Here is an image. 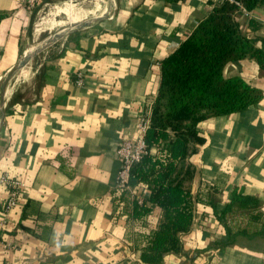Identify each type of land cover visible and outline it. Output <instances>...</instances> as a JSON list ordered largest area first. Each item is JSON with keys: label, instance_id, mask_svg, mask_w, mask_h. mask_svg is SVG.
<instances>
[{"label": "crops", "instance_id": "crops-1", "mask_svg": "<svg viewBox=\"0 0 264 264\" xmlns=\"http://www.w3.org/2000/svg\"><path fill=\"white\" fill-rule=\"evenodd\" d=\"M107 1L105 18L56 41L18 71H29L25 79L7 87L0 176L24 188L4 214L7 187L0 184V264H143L145 240L161 220L157 207L127 219L129 200L115 188L116 150L121 139L136 137L140 116L152 108L161 62L217 0ZM23 3L0 0V94L31 49L35 10ZM235 20L264 60V4L247 14L237 9ZM224 76L242 78L262 99L256 108L198 124L206 143L186 159L192 176L184 183L192 224L180 236V252L160 264H264V232L252 233L250 216L237 209L218 217L235 190L258 199L264 215V63H230ZM143 191L147 199V189L136 193Z\"/></svg>", "mask_w": 264, "mask_h": 264}, {"label": "trees", "instance_id": "trees-1", "mask_svg": "<svg viewBox=\"0 0 264 264\" xmlns=\"http://www.w3.org/2000/svg\"><path fill=\"white\" fill-rule=\"evenodd\" d=\"M252 11L264 0H236ZM237 7L228 2L217 5L194 32L161 62V82L152 106L150 126L144 141L147 154L131 171L130 186L149 190L146 203H132V219H142L154 207L161 220L140 254L143 264H160L167 253L180 252V236L190 230L193 218L191 197L184 183L191 178L186 159L204 146L206 139L198 124L256 108L262 93L240 77L226 78L230 63L255 59L263 66V52L253 46L235 20ZM250 26L254 27L250 21ZM258 199L237 192L219 212L223 219L233 210L249 212L252 233L264 232V215ZM241 233V232H240Z\"/></svg>", "mask_w": 264, "mask_h": 264}, {"label": "built area", "instance_id": "built-area-1", "mask_svg": "<svg viewBox=\"0 0 264 264\" xmlns=\"http://www.w3.org/2000/svg\"><path fill=\"white\" fill-rule=\"evenodd\" d=\"M46 0H24L23 7L26 10L32 11L37 9L39 6L44 5ZM222 2H228L230 4L235 5L238 9L243 11L247 14V11L244 9L242 4L236 0H217V5ZM264 30V28H263ZM19 80V78L15 79ZM16 83V82H15ZM83 83V75L82 73L77 74V78L75 84L77 86H81ZM152 108H148L142 116H140L139 125L136 132V137L133 139H121L118 144V148L116 150V155L120 163L119 171L116 178V190L120 195L124 198L129 200L128 202V209L127 212V219H132L131 212H132V203L136 202L137 205L141 206L146 203V194L143 193L137 194L136 191L130 186L131 180V171L136 164H139L141 160L147 156V154H152V149L148 150L147 145L144 141V136L147 129L150 126V118H151ZM154 149V148H153ZM157 153V151H156ZM155 153V154H156ZM0 184H4L7 187V197L5 202V210L4 214L11 211L14 207L17 206L18 197L20 195L21 190L24 188L22 182L14 180L7 175L0 176ZM149 191V190H147ZM240 211V210H239ZM249 215L248 211H243ZM261 212V209H256L254 213ZM149 237L145 240V246L143 249L148 245ZM2 241H0V244ZM6 247L10 246V243L4 242ZM142 249V250H143Z\"/></svg>", "mask_w": 264, "mask_h": 264}, {"label": "rangeland", "instance_id": "rangeland-1", "mask_svg": "<svg viewBox=\"0 0 264 264\" xmlns=\"http://www.w3.org/2000/svg\"><path fill=\"white\" fill-rule=\"evenodd\" d=\"M104 1L106 2L107 0H104ZM96 2H97L96 0H59L56 2H50L49 0H46L44 5L39 6L34 11V18L32 20L30 30H29V32H30V35H29L30 36V47L32 48V47L36 46L37 44L44 42L46 39H48L49 37H51L52 35H54L55 33L60 31L59 27H53V28L47 27L39 35H36L35 29L40 24L49 25L51 22H54V21L65 22V24H67L68 19H67L66 15H64V14L55 15L54 14L55 7L62 6L64 3H70V4L75 5L79 10H84L85 12H87V11L92 10L95 7ZM90 17L91 16L89 15L87 18L90 19ZM36 59L37 58L33 59L32 61L34 62V60H36ZM32 61H31V63H32ZM18 75H19V72L17 71L15 73V76L10 80V82L7 86L12 87V85H14L15 82L18 83L20 80L18 82H17V80L15 81V79L18 77ZM2 81L3 80L0 81V86L2 84Z\"/></svg>", "mask_w": 264, "mask_h": 264}, {"label": "bare ground", "instance_id": "bare-ground-1", "mask_svg": "<svg viewBox=\"0 0 264 264\" xmlns=\"http://www.w3.org/2000/svg\"><path fill=\"white\" fill-rule=\"evenodd\" d=\"M96 5L95 7L90 10L85 12L84 10H79L75 5L70 4V3H64L62 6H58L55 7V11L54 14H64L67 16V24H65V22H51L49 25H45V24H40L39 26L36 27L35 29V34L39 35L41 32L44 31V29H46L47 27L49 28H53V27H59L60 30H71L74 29L75 27H77L79 24L83 23L85 20L89 19L87 18L89 15L91 16L90 19H95V18H100L102 17L106 11H107V7H108V2L104 1V0H96ZM110 2V0H109ZM54 4V3H53ZM51 8V7H50ZM88 8V7H87ZM60 19V18H59ZM66 19V20H67ZM63 20V19H62ZM55 30V29H54ZM49 31V30H48ZM43 34V33H42ZM42 36V35H41ZM39 40V39H38ZM37 42V41H36ZM31 48V47H30ZM30 50V49H29ZM33 66V65H32ZM28 70H22L20 73V79H25L26 76L28 75ZM19 73V74H20ZM17 80V82L19 81ZM27 82V81H26ZM35 82V81H34ZM12 93V91L10 92V90L8 91V88H6L5 90V95H4V99L8 98V96H10ZM7 100V99H6ZM3 104H4V100H3Z\"/></svg>", "mask_w": 264, "mask_h": 264}, {"label": "water", "instance_id": "water-1", "mask_svg": "<svg viewBox=\"0 0 264 264\" xmlns=\"http://www.w3.org/2000/svg\"><path fill=\"white\" fill-rule=\"evenodd\" d=\"M106 15H103L100 18H95V19H88L84 21L83 23L79 24L77 27L74 29H79V28H84L88 27L99 20L105 18ZM74 29L71 30H60L59 32L55 33L48 39H46L44 42L37 44L36 46L32 47L30 50H27L25 54L23 55L22 59L19 61L18 65L15 66L13 69H11L9 75L7 76V79L5 81L4 88L0 94V110L3 107V100H4V95H5V90L8 87L7 85L9 84L10 80L15 76V73L22 69L23 67L27 66L29 62L37 55H39L41 52L46 50L49 46L54 44L56 41L59 39L63 38L65 35L68 33L72 32Z\"/></svg>", "mask_w": 264, "mask_h": 264}]
</instances>
